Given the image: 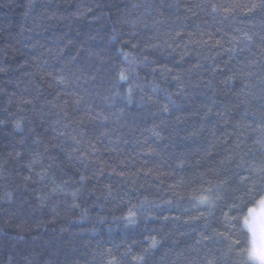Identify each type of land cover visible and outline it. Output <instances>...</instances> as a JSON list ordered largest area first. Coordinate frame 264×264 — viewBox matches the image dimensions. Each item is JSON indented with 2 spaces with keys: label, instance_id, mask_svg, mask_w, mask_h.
I'll list each match as a JSON object with an SVG mask.
<instances>
[{
  "label": "clouds",
  "instance_id": "obj_1",
  "mask_svg": "<svg viewBox=\"0 0 264 264\" xmlns=\"http://www.w3.org/2000/svg\"><path fill=\"white\" fill-rule=\"evenodd\" d=\"M0 264H264V0H0Z\"/></svg>",
  "mask_w": 264,
  "mask_h": 264
}]
</instances>
